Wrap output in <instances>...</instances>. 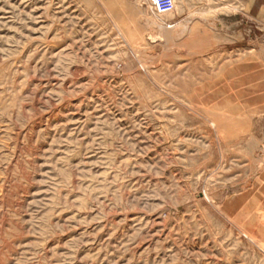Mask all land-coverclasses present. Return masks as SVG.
I'll return each mask as SVG.
<instances>
[{"label":"rangeland","instance_id":"374dc122","mask_svg":"<svg viewBox=\"0 0 264 264\" xmlns=\"http://www.w3.org/2000/svg\"><path fill=\"white\" fill-rule=\"evenodd\" d=\"M174 8L0 0V264H264V0Z\"/></svg>","mask_w":264,"mask_h":264},{"label":"built area","instance_id":"2783aa9c","mask_svg":"<svg viewBox=\"0 0 264 264\" xmlns=\"http://www.w3.org/2000/svg\"><path fill=\"white\" fill-rule=\"evenodd\" d=\"M148 3L156 14H166L174 10L173 0H148Z\"/></svg>","mask_w":264,"mask_h":264},{"label":"bare ground","instance_id":"6f19581e","mask_svg":"<svg viewBox=\"0 0 264 264\" xmlns=\"http://www.w3.org/2000/svg\"><path fill=\"white\" fill-rule=\"evenodd\" d=\"M175 2H176V0H173V3H174V7H175ZM175 9V8H174ZM167 10H169V9H167ZM149 22H150V20H149ZM154 22V21H153ZM156 22V21H155ZM149 24V23H148ZM151 24V23H150ZM155 26H156V28H158V30H162V25H160L159 23H155ZM153 27V26H152ZM165 27V26H164ZM168 28L169 27H175V24L174 25H170V26H167ZM155 28V29H156ZM48 30V29H47ZM149 30H151V29H149ZM152 31V30H151ZM179 31L181 32V33H185V29L183 28V29H179ZM178 31V32H179ZM179 32V33H180ZM158 34V33H157ZM57 52V51H56ZM65 53V52H64ZM57 56V55H56Z\"/></svg>","mask_w":264,"mask_h":264}]
</instances>
